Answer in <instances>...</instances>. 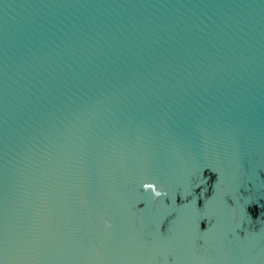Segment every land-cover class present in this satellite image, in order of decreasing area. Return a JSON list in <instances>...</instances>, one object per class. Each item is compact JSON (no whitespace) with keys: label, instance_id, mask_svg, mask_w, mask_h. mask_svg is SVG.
Instances as JSON below:
<instances>
[{"label":"water","instance_id":"1","mask_svg":"<svg viewBox=\"0 0 264 264\" xmlns=\"http://www.w3.org/2000/svg\"><path fill=\"white\" fill-rule=\"evenodd\" d=\"M0 264H264V0H0Z\"/></svg>","mask_w":264,"mask_h":264},{"label":"clouds","instance_id":"2","mask_svg":"<svg viewBox=\"0 0 264 264\" xmlns=\"http://www.w3.org/2000/svg\"><path fill=\"white\" fill-rule=\"evenodd\" d=\"M161 193L159 191L155 192V196L159 197Z\"/></svg>","mask_w":264,"mask_h":264}]
</instances>
